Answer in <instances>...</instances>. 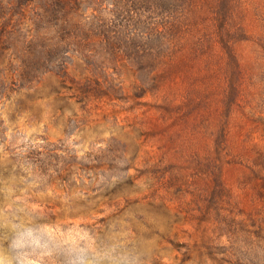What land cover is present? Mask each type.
<instances>
[{
  "label": "rangeland",
  "instance_id": "1",
  "mask_svg": "<svg viewBox=\"0 0 264 264\" xmlns=\"http://www.w3.org/2000/svg\"><path fill=\"white\" fill-rule=\"evenodd\" d=\"M196 4L0 0V264H264V0Z\"/></svg>",
  "mask_w": 264,
  "mask_h": 264
},
{
  "label": "trees",
  "instance_id": "2",
  "mask_svg": "<svg viewBox=\"0 0 264 264\" xmlns=\"http://www.w3.org/2000/svg\"><path fill=\"white\" fill-rule=\"evenodd\" d=\"M134 3V7L132 9H127L126 11H124V13H126L127 17H126V21L128 22L127 24L131 23V24H135V25H128L130 28L131 27H138L137 25V19L134 20V18H136V16H138V14H140V18L139 19L140 25L143 24V17L146 15L151 14L152 16L154 15H162L163 16V23L160 22H144L149 24L150 27L148 30L149 35L152 37L153 35H155V41H156V45L158 47H163L168 45L167 43L163 42V33L166 31H171V32H176L178 31V28L180 26L181 20H180V16H183L184 20L190 21V13L192 12L191 8L193 9H197L199 6H197L196 3L203 1L204 4L205 3H210L211 0H132ZM232 1H236V0H219L220 4H221V10L225 13L228 14L230 13L231 9H232ZM163 7H165L166 9L163 10ZM171 7V8H170ZM218 20H219V28H221V30H223L225 28V23L229 24V20L226 16H222V14H220L218 16ZM136 21V22H135ZM127 24H123V25H127ZM148 29V28H147ZM145 44V43H144ZM141 47V45H140ZM145 45H142L141 48H145ZM145 51L142 49V53L139 55L138 53L131 54L130 57H133V55L135 57H137L138 59L140 58L141 61L143 62V57L147 58L149 54H145ZM156 55V59L157 61L160 62V64L163 66L164 64V60L167 57H172L173 58V53H165L164 54V50L158 52V54ZM188 55V56H187ZM176 57H183V55H175ZM187 59L185 58V60L182 62L183 63V67L181 68V70L185 69V73L190 72V68L192 66L193 63H196L197 59L196 57H192L190 55V52H188L186 54ZM235 64H236V73L234 74L233 80H232V92L229 95L230 98H236L239 92V81L241 80V77L238 76L240 69H239V63L236 61L235 58H233ZM178 61H182L180 58H178ZM170 65V63H169ZM169 65L167 66V69H163L162 72L165 73L166 75H171L172 73H179V68H176V66L173 64L172 67L169 69ZM188 98H198L196 96H191V94L188 96Z\"/></svg>",
  "mask_w": 264,
  "mask_h": 264
}]
</instances>
